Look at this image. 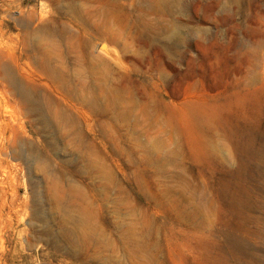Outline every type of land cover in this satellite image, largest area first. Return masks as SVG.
Wrapping results in <instances>:
<instances>
[{
  "label": "rangeland",
  "instance_id": "obj_1",
  "mask_svg": "<svg viewBox=\"0 0 264 264\" xmlns=\"http://www.w3.org/2000/svg\"><path fill=\"white\" fill-rule=\"evenodd\" d=\"M75 1L90 15L0 0V264H264V0H181L173 17L208 35L187 36L175 63L133 56L139 0L114 21L109 0ZM78 34L135 100L115 104L71 62ZM204 107L217 112L198 127ZM229 179L244 211L228 208Z\"/></svg>",
  "mask_w": 264,
  "mask_h": 264
},
{
  "label": "bare ground",
  "instance_id": "obj_2",
  "mask_svg": "<svg viewBox=\"0 0 264 264\" xmlns=\"http://www.w3.org/2000/svg\"><path fill=\"white\" fill-rule=\"evenodd\" d=\"M54 3L59 2L60 0H53ZM88 1V0H87ZM90 1V0H89ZM140 2H138V4H135V9L134 10H139L142 12V15H136V17L134 19H139V21H143L142 24L138 23L139 28L136 31V35H134V37H136L135 41L139 47L138 51L134 52V57L136 59L137 62L139 63H145V57L143 55L142 52H140V48L144 49H150L152 47H156L158 49H160L165 56L168 58L169 61L175 63V61H178L179 58L183 55V51H181V47L182 46H186L188 44V37H198V38H205L208 35V31L205 29H201L199 26H184L183 24L180 23L179 18H174V13L177 10H185L187 7V4L182 2L181 0H139ZM218 3L221 0H217ZM68 3V7L69 9L66 11L67 13H69L71 16H76L75 14L78 13L80 16L84 15L83 13H85V11L88 13V15H90L91 11L87 10V8L85 7L84 4L78 3L75 0H67ZM132 3H135L134 0H132ZM106 6L108 5V7L105 8L104 11H106L107 14H110V18H106V21L112 19L114 21L113 18H117L118 17V13L120 11H123L124 8L120 3V0H109L107 3H105ZM188 8V7H187ZM96 9L98 10V8L96 7ZM224 12V11H223ZM148 14H153L155 15L154 19L156 20L155 22H150L149 20H146L147 18L145 17ZM132 12L126 11V16L127 17H133L132 16ZM135 16V14H134ZM162 16L164 17H168V18H161ZM106 17V16H105ZM108 17V16H107ZM173 17V18H172ZM157 18V19H156ZM158 18H161L158 20ZM129 19L131 18H127L128 21L125 22V26L127 28H133V25H131ZM89 20H87V18H82V21L80 22L81 27H85ZM190 21V19H189ZM113 25V23H112ZM186 28V32L183 31V29ZM50 32V34H53V29H49L48 30ZM61 32H66L67 28L63 27L61 30ZM116 32V31H115ZM121 32V31H120ZM132 32V31H131ZM83 33V32H82ZM187 34L186 36L184 34ZM95 34V33H94ZM93 34V35H94ZM57 35V34H56ZM86 35V34H85ZM71 36V35H70ZM54 37V35H53ZM69 37V36H68ZM116 37L119 36H114V41ZM52 40V38H51ZM77 40L79 43V46L82 47L84 54L82 55V59L74 56V58L72 59V63L73 64H86V66H89V69L94 72V73H100L101 77L103 80L100 83L101 87H106L108 89V96L111 97V100L117 104L118 102H120L123 98H131L132 100L134 99V93L132 92V90L129 89L128 86L125 85H114L112 83V78L114 79V75L115 74H119V70L115 69L113 66H111L109 63H107L105 60L100 59V60H96L95 56H91L89 53V46H90V38H83L82 34H78L77 35ZM50 42V41H49ZM55 43V42H54ZM62 43V42H61ZM73 43V42H72ZM133 44V43H132ZM72 45V44H71ZM103 45V44H102ZM47 46V45H46ZM104 49L106 51H108V48L106 46V44L104 45ZM56 50V49H55ZM146 52V51H145ZM144 52V53H145ZM55 55V54H54ZM57 55V53H56ZM148 55V53H147ZM68 56V55H67ZM73 56V55H72ZM58 57V56H57ZM69 57V56H68ZM150 57V56H149ZM90 61V62H89ZM70 62V59H69ZM59 63V62H58ZM65 63V62H64ZM88 63V64H87ZM148 63H150L148 61ZM60 65L62 63H59ZM102 64V66H101ZM54 66V65H53ZM127 68V67H126ZM47 69V68H46ZM85 69V68H84ZM88 69V70H89ZM89 70V71H90ZM75 71V70H74ZM81 72V71H80ZM52 73L54 74V71H52ZM84 73V72H83ZM82 73V75H83ZM86 74V73H85ZM91 74V73H90ZM52 75V74H51ZM92 75V74H91ZM96 75V74H95ZM87 76V75H86ZM160 76L163 77L164 74H162L161 70H160ZM52 77V76H51ZM53 77H56L55 75H53ZM98 77V76H97ZM83 78V77H82ZM80 78L79 80L81 81L82 85H84V87L86 85H92L90 83V79H82ZM92 78V77H91ZM65 80H67V82H69V78L68 76L65 78ZM76 81V80H75ZM73 81V82H75ZM115 81V80H114ZM70 83V82H69ZM165 83V82H164ZM95 84V83H94ZM67 86V85H66ZM82 87V86H81ZM95 88H89V92L92 95V101L95 102V100L98 99L97 93H95ZM100 91V90H99ZM104 93V92H103ZM91 98V97H90ZM94 105V103H93ZM95 106V105H94ZM130 106V105H129ZM130 108V107H129ZM200 108V107H199ZM199 110V109H198ZM201 114H196V118L198 120V127H206L207 125L211 124V120L214 118L215 113L217 112L215 110V108H207L204 107L201 109ZM106 111V110H105ZM143 111H145V113L147 112V114H154L155 110L151 109L148 104L146 103V100L143 102ZM154 111V112H153ZM99 113H103V110H100ZM128 112H126L127 114ZM151 114V115H152ZM130 115V114H129ZM131 121V120H130ZM135 123V122H134ZM150 128V127H149ZM154 128V127H153ZM152 129V128H151ZM173 129V127H172ZM155 130V129H154ZM131 131V130H130ZM137 138V137H136ZM136 140V139H135ZM205 140V139H203ZM207 141V140H206ZM205 142V141H204ZM152 144V143H151ZM204 144V143H203ZM245 144V143H244ZM205 145V144H204ZM203 145V146H204ZM245 146V145H244ZM246 147V146H245ZM263 149V147H261ZM156 149V148H155ZM154 149V150H155ZM151 150V149H150ZM172 150V149H171ZM176 150V149H175ZM258 151V150H257ZM262 151V150H260ZM148 152V151H147ZM151 152V151H150ZM177 152V151H176ZM211 152V151H210ZM149 153V152H148ZM168 153V152H167ZM259 153V152H258ZM257 153V154H258ZM147 154V153H146ZM150 154V153H149ZM153 154V153H152ZM176 154V153H175ZM262 154V152H261ZM260 155V154H259ZM173 156V155H172ZM262 155H260L261 158ZM178 157V156H176ZM264 158V157H263ZM177 160V159H176ZM158 161V160H157ZM168 162V161H167ZM170 162V161H169ZM245 165V164H243ZM169 167V166H168ZM179 167V166H178ZM180 168V167H179ZM180 170V169H179ZM229 181V185L227 188V193H226V199H227V205L228 208L231 210L233 209V207H237L239 208V210H243L241 207V203L238 200V196L235 193L236 192V185L232 184L230 179ZM190 183V182H189ZM70 184V183H69ZM186 185V184H185ZM78 188V187H77ZM70 190V189H69ZM68 191V190H67ZM66 191V192H67ZM65 192V193H66ZM68 193V192H67ZM93 200V199H92ZM70 204V203H69ZM98 207V206H97ZM89 208V207H88ZM97 210V209H96ZM95 211V210H94ZM244 211V210H243ZM70 212V211H69ZM103 214V213H102ZM96 216V215H95ZM73 218V216H72ZM87 218H85V216H83L82 221L86 222ZM104 226V225H103ZM93 227V225L91 226ZM83 229V228H82ZM94 229V228H93ZM106 229V228H105ZM84 230V229H83ZM82 230V231H83ZM86 230V229H85ZM67 238V237H66ZM90 240V239H89ZM228 242L231 245L234 244H239L238 240L233 236V234L231 232H229L228 234ZM116 241V240H115ZM114 241V242H115ZM112 243V242H111ZM112 246V245H111Z\"/></svg>",
  "mask_w": 264,
  "mask_h": 264
}]
</instances>
